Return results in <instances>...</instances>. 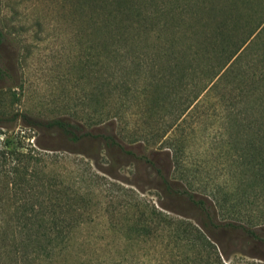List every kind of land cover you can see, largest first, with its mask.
I'll return each instance as SVG.
<instances>
[{
    "label": "trees",
    "instance_id": "1",
    "mask_svg": "<svg viewBox=\"0 0 264 264\" xmlns=\"http://www.w3.org/2000/svg\"><path fill=\"white\" fill-rule=\"evenodd\" d=\"M68 2L82 15L85 64L103 70L104 107L97 116L63 110L42 117L0 104V264L70 262L72 230L88 194L80 177L74 187L69 172L59 169L72 155L88 163L105 157L110 168L124 155L152 169L150 187L169 204L152 201L135 216L131 239L147 240L148 263L264 264V188L255 191L264 184V48L255 49L264 44V12L250 0H206L205 15L183 25L180 0ZM164 34L171 36L167 42ZM176 35L186 48L177 47ZM3 41L0 26V47ZM249 49L259 60L243 68ZM139 70H147V147L167 157L164 165L154 156L137 157L116 131L111 100L119 87L131 90ZM6 76L0 67V81ZM10 91L0 84V95L14 96ZM197 116L216 121L220 136L233 134L230 159L232 168L238 158L243 165L246 194L238 197L239 185L229 184L227 197L207 196L175 174L199 124L184 132L182 126ZM177 196L195 206L197 219L176 210ZM226 203L231 210L224 217Z\"/></svg>",
    "mask_w": 264,
    "mask_h": 264
},
{
    "label": "rangeland",
    "instance_id": "2",
    "mask_svg": "<svg viewBox=\"0 0 264 264\" xmlns=\"http://www.w3.org/2000/svg\"><path fill=\"white\" fill-rule=\"evenodd\" d=\"M205 1L180 0L177 9L184 17L180 23L188 24L194 21L193 16L205 15ZM250 1L253 9L264 12V0ZM71 7L68 0H0V26L4 32L0 67L7 70L0 84L8 87L9 93L15 92L14 96L0 95L1 105L4 102L13 110H26L42 117L63 110L76 112L80 117H87V110L93 116L102 111L103 70H97V64L90 70L85 64L88 49L82 15ZM170 38L165 35V42ZM174 41L177 47L186 48L188 44L178 35ZM261 48L264 44L255 47L257 52ZM250 51L244 53L243 68H250L259 60L257 52ZM136 73L140 77L131 90L124 92L119 87L117 96L111 100L117 111L119 141L137 157L154 156L164 165L167 157L147 147V70ZM201 118H188L182 126L184 132L199 124L197 133H192L196 138H188V145L178 155L175 174L181 176L187 188L207 196L217 193L227 197L232 190L229 184L239 185L235 189L238 197L246 194L250 187L242 178L243 165L238 158L232 168L230 159L233 134L220 136L216 121ZM204 127L210 129L204 131ZM180 134L176 132L175 137L180 138ZM86 159L72 155L64 167L59 166L66 176L69 172L67 178L74 187L77 184L74 181L80 177L88 193L81 221L72 230L68 264H151L147 240L131 238L135 234V216L147 210V204L157 200L169 204V198H161L150 187L152 169L124 155L117 157L113 168L105 157L90 163ZM262 187L264 184L258 185L255 191L263 192ZM174 201L178 212L197 219L198 210L186 197L177 196ZM228 204L222 208L221 216L229 214Z\"/></svg>",
    "mask_w": 264,
    "mask_h": 264
}]
</instances>
